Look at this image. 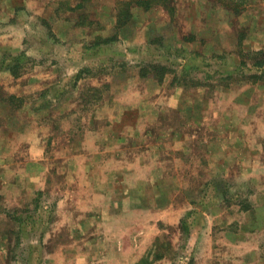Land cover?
Instances as JSON below:
<instances>
[{"label": "rangeland", "instance_id": "374dc122", "mask_svg": "<svg viewBox=\"0 0 264 264\" xmlns=\"http://www.w3.org/2000/svg\"><path fill=\"white\" fill-rule=\"evenodd\" d=\"M0 264H264V0H0Z\"/></svg>", "mask_w": 264, "mask_h": 264}]
</instances>
